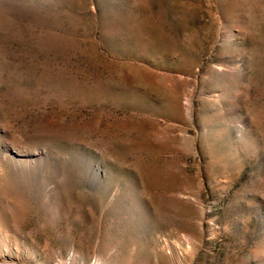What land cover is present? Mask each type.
Wrapping results in <instances>:
<instances>
[{"label": "rangeland", "instance_id": "374dc122", "mask_svg": "<svg viewBox=\"0 0 264 264\" xmlns=\"http://www.w3.org/2000/svg\"><path fill=\"white\" fill-rule=\"evenodd\" d=\"M264 264V0H0V264Z\"/></svg>", "mask_w": 264, "mask_h": 264}, {"label": "water", "instance_id": "95a60500", "mask_svg": "<svg viewBox=\"0 0 264 264\" xmlns=\"http://www.w3.org/2000/svg\"><path fill=\"white\" fill-rule=\"evenodd\" d=\"M16 264H26V263H24L22 261H17Z\"/></svg>", "mask_w": 264, "mask_h": 264}]
</instances>
